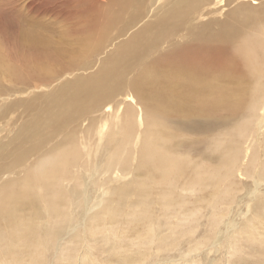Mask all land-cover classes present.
<instances>
[{
	"label": "rangeland",
	"instance_id": "374dc122",
	"mask_svg": "<svg viewBox=\"0 0 264 264\" xmlns=\"http://www.w3.org/2000/svg\"><path fill=\"white\" fill-rule=\"evenodd\" d=\"M104 1H107L105 6ZM141 1L143 10H139L136 2H130L122 7L123 14L119 15V6L111 0H0V93L5 88L8 91L4 94L20 98L27 92L34 100L25 107L26 113L21 109L15 112L22 115L18 119L35 116V104L50 88L46 86V90L42 83L34 85L31 82L39 70L63 71L68 61L71 64L83 61L89 66V73L85 69L88 76L92 75L96 73L93 62L101 59L102 64L111 51L115 49L116 53L117 45L126 40L124 22L129 25L126 36L130 37L151 22L142 21L140 14H150V20L162 16L161 9L151 11L145 5L146 0ZM106 11L115 16L114 19L106 21L101 28L94 25L95 20L105 19ZM118 17H121L119 21ZM184 26L185 38H181L182 33H168L164 34L165 42L159 35L150 42L154 46L148 49L151 53L128 63L127 67L126 63L118 66L125 68L118 71L114 79L121 85L114 104L120 107L121 121L108 118V130L102 141L105 147L96 159H90L89 163L83 157L79 159L76 180L69 182L68 193L59 201L56 214L60 219H56L59 227H54L51 233L47 224L43 230V205L34 202L36 197L32 200L28 196L20 209V220L9 219L6 225L1 221L0 264H264V213L246 196L252 187L250 179L235 171L236 176L225 181L222 173L226 170L221 169L220 161L211 160L215 147L222 150L235 143L230 135L247 118L244 104L248 99L240 103L238 111L234 112L236 100L232 99L227 105H217L211 112L201 89L188 93L184 101H177L163 92L167 87L166 78L172 76L163 56L185 47L193 38L192 32L196 31L191 20ZM25 29L37 34L40 52L26 49L20 37ZM98 33L100 36L94 39L95 44L100 45L104 40L110 52L89 49L88 36ZM74 67L79 75L85 71L78 63ZM181 76L190 77L186 72ZM55 81H50L49 85ZM143 87L160 94L165 101H176L179 109L158 110L156 101H147ZM216 88L213 82L212 89ZM121 90L127 94L129 91L133 97L123 98ZM132 102L135 107L150 106L146 113L143 110L140 121L130 117ZM95 114L96 119L90 120L91 129H96L101 122V110ZM218 119H225L218 129L202 130L203 122ZM51 121H43L46 136L54 129L49 127ZM78 124H75L74 134L69 124L64 128V131L69 130L67 139L61 140L64 132L56 133L49 144L38 150L62 142L60 151L73 147L82 151L81 138L77 136ZM162 126L163 135L159 131ZM216 136L219 138L214 139ZM154 142L166 145L161 158L153 153L150 157L141 155V161L155 169L156 175H148L145 171L135 175L131 171L138 167L139 150ZM91 149L95 151L96 146L92 144ZM34 160L31 155L27 161L33 165ZM160 172L174 186L167 184L159 176ZM17 176H23V172H18ZM110 176L115 180L103 181ZM163 182L166 184L162 185ZM22 188L33 196L25 186L14 190ZM164 197L168 200L165 205ZM263 200L258 201L262 203ZM144 203L146 214L142 210ZM261 212L263 217L258 219L256 215ZM231 225H236L235 235L223 236L219 243L216 233L229 231ZM39 232L42 234L38 235ZM30 233L35 237L31 238ZM151 235L156 238L151 240ZM229 245L232 246L229 248ZM36 249H40L39 254ZM206 249L211 250L210 258L206 257Z\"/></svg>",
	"mask_w": 264,
	"mask_h": 264
},
{
	"label": "bare ground",
	"instance_id": "6f19581e",
	"mask_svg": "<svg viewBox=\"0 0 264 264\" xmlns=\"http://www.w3.org/2000/svg\"><path fill=\"white\" fill-rule=\"evenodd\" d=\"M111 1L119 6V15L123 14L122 7L130 2V4L136 2L139 10L144 9L141 0ZM103 3L105 6L107 1ZM145 5H148L151 11L161 9L162 16L150 20L148 19L150 14H140L139 17L142 21L149 20L151 22L149 26L143 27L130 37L126 36V29H129V25L126 26V22H124L126 29L123 28V34L126 40L116 44L118 50L116 53L115 49L114 51H111L110 48L106 49L104 40L100 45L95 44L94 39L99 37L100 33L88 36L89 49L93 48L101 53L111 51V55L105 58L102 64L101 59L93 62L96 73L88 76L89 66L83 61H78L76 63L82 70L88 71V73L86 70L82 71V74L79 75L76 73L78 70L75 71L74 64L76 63L71 64L68 61L63 67V71L39 70L32 77L31 82L34 85L42 83V88L46 90V86L50 87L48 91L41 94L40 102L35 104L33 110L35 116L19 120L18 118L22 115L15 114L19 109L23 110V114L26 113L25 107L34 101L29 93L25 92L23 97L13 98L9 93L4 94L8 89L4 88L1 91L0 227L1 221L6 225L9 219L20 220L22 213L20 209L28 196L29 199L36 197L34 202L43 205L42 220L44 218L45 220L41 228L45 230L48 224L51 233H53L54 227H59L60 222L58 223L57 220L60 221V219L56 217L59 201L68 193L69 182L76 180V174L79 173V159L83 157L87 159L88 163L90 159H96L98 153L105 147L102 141L108 130V118L121 121L120 107H114L115 97L118 95L121 85L114 79H116L118 71L125 68L120 66L121 69H119L118 66L126 63L127 67L128 63L132 64L143 55L151 53L152 51L148 49L154 46L150 42H154L159 35L165 42L164 34L168 33H182L180 34L181 38H185L187 33H184L186 31L184 24H187L189 20L196 30L192 32V40L185 47L163 56L169 70L172 71V76L166 78L167 87L163 92L169 93L177 101H184L188 93L192 94L193 91L201 89V95L206 96V105L211 112L217 105H227L232 99L236 100L234 112L238 111L240 103L248 99V102L244 104L248 116L241 122L238 130L230 135L231 140L235 143L232 147L227 146L222 150H217L215 147L216 151L211 160L220 161L221 169L226 170L225 173H222L225 181L236 176L235 171L239 175L248 177L252 187L246 196L253 202L254 207L261 209L264 213V200L262 203L258 201L264 198V0H146ZM226 6L228 7L225 9ZM104 15L106 20L99 21L101 24L95 20L94 25H100L101 28L106 21L115 17L109 11L104 12ZM120 19L121 17H118V21ZM84 22L93 25L88 21ZM20 37L27 46V50L40 52V39L35 31L25 29ZM68 71L74 73L69 74ZM185 72L189 74V79L181 76V73ZM54 80H56L55 83L50 86L49 82ZM213 82L217 84L215 90L212 89ZM229 82L231 83L228 85ZM143 89L148 97L147 101L157 102L158 110L179 109V104L176 101H165L161 99L160 94L151 89L147 87H143ZM120 93L123 98L133 97V95L130 96L129 91L128 94L124 93V90H121ZM249 96H252V99H249ZM131 106L130 117H136L138 121L141 120L143 110L146 113L150 109L148 105L135 107L134 102L131 103ZM100 110L99 119L101 122L96 129H91L90 120H95L97 117L95 112ZM176 114L187 116L182 112ZM44 120H52V125L49 127L54 129L49 132L48 136L44 132L46 127L43 123ZM224 121L225 119H218L203 122L202 130L206 132L212 128L218 129ZM77 123H79L76 126L79 128L77 136L81 138L82 151L77 147L60 151L62 142L60 144L54 142L45 150H38L43 145L49 144L48 141L56 133L64 132L61 140L67 139L69 130L65 129L64 131V128L69 124L72 129L71 133L74 134ZM163 128L162 126L159 130L162 135L165 132ZM55 129L58 131L55 132ZM146 129L149 131V127ZM217 138L219 137L216 136L214 139ZM134 140L136 141L137 138ZM92 144L96 146L95 151L91 149ZM165 149L164 142H154L146 146L145 149L139 150L138 167L131 172L139 175L141 171H145L148 175H156L155 169L152 170L150 165H145L146 163L141 161V155L150 157L156 153L160 159ZM55 150L58 152L53 154ZM31 155L35 157L33 165L27 161ZM163 161L166 159L163 158ZM27 168L30 170H26ZM114 169L119 171V168L114 167ZM21 171L23 176H17V173ZM97 171L98 168L94 173ZM159 176L167 184L174 186L171 181L165 178L163 172H160ZM113 180L115 179L110 176L103 181L111 182ZM14 181H17V184H14ZM64 181L66 182L64 183ZM165 182L162 185L166 184ZM24 186L26 191H32L33 196H30L23 188L14 190V188ZM227 189L228 186L225 187L226 191ZM141 192L145 194L144 190ZM104 193L106 192L103 191ZM86 201L87 199L83 200L85 204H87ZM165 203L167 204L168 200L164 197V205ZM31 206L35 208L34 205ZM36 208V211L40 213V209ZM142 210L146 214L145 203ZM263 213H258L256 217L258 219L263 217ZM235 227L236 225H231V229L224 233L218 231L216 233V237L219 238L218 242H221L223 236L228 238L234 236ZM78 232V230L75 231L74 237ZM30 234L31 238L35 237L32 233ZM41 234L38 233V235ZM154 238L156 237L150 236L151 240ZM231 246L229 245V248ZM35 251L39 254L40 249ZM209 252L211 250H205L208 258H210ZM207 264H211V262Z\"/></svg>",
	"mask_w": 264,
	"mask_h": 264
}]
</instances>
